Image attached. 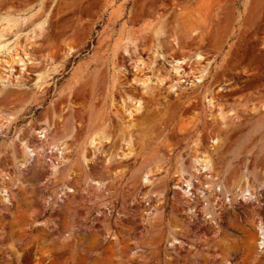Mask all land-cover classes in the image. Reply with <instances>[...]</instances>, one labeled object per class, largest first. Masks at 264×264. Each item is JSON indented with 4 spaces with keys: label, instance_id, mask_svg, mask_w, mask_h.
Listing matches in <instances>:
<instances>
[{
    "label": "rangeland",
    "instance_id": "374dc122",
    "mask_svg": "<svg viewBox=\"0 0 264 264\" xmlns=\"http://www.w3.org/2000/svg\"><path fill=\"white\" fill-rule=\"evenodd\" d=\"M1 34L0 264H264V0H0Z\"/></svg>",
    "mask_w": 264,
    "mask_h": 264
},
{
    "label": "bare ground",
    "instance_id": "6f19581e",
    "mask_svg": "<svg viewBox=\"0 0 264 264\" xmlns=\"http://www.w3.org/2000/svg\"><path fill=\"white\" fill-rule=\"evenodd\" d=\"M3 34H1L0 36H2ZM3 47L8 51V53L10 54V56L13 57V59H15V56L14 55H18L17 53L15 54H12L11 53V48L7 47L6 44L3 45ZM25 54H27L29 57H32L33 56V53L32 52H25ZM18 60H20L21 58L18 56L17 57ZM202 58V56L200 54H197L196 55V59H197V64H200V59ZM185 62V58L180 62ZM179 61L178 60H175V63L173 64V68L175 69V72H178V70L181 68V66L178 65ZM190 72L193 74V79L191 80V82L193 83L194 81H200L202 79V77L204 76V72L205 70L203 69V67L201 69L197 68V69H191ZM41 78V73H37V80H39ZM159 81L160 82H164V78H159ZM142 83L144 84V87H146V81H142ZM176 83V82H175ZM174 83V84H175ZM174 84H172L171 86H174ZM147 92V89L143 90V93H146ZM133 99H135V102H134V105L129 109V116H128V121H131L132 118H133V115L136 114V113H140L142 111V102H141V98L140 97H134ZM129 125L133 126L134 123L131 122ZM129 134V139H128V147H129V151L126 152L124 154V156H131L133 154V147L131 146V133L128 132ZM101 135V138H103V140H107L109 141L110 140V135H107L105 134L104 132H102ZM99 136V135H98ZM92 141L94 140H91V143ZM26 151H29V148L27 147L26 148ZM202 153V157L199 158L198 155L195 156L194 160L197 161L198 164H200L201 166H203L204 164L207 165L210 161V157H209V154L206 152V151H203L201 152ZM261 236H263V234H261Z\"/></svg>",
    "mask_w": 264,
    "mask_h": 264
},
{
    "label": "trees",
    "instance_id": "16d2710c",
    "mask_svg": "<svg viewBox=\"0 0 264 264\" xmlns=\"http://www.w3.org/2000/svg\"><path fill=\"white\" fill-rule=\"evenodd\" d=\"M99 28V27H98ZM88 48V47H87ZM85 53V52H82V54Z\"/></svg>",
    "mask_w": 264,
    "mask_h": 264
}]
</instances>
